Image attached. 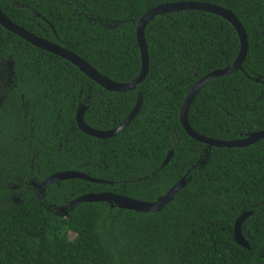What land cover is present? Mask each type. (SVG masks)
<instances>
[{
  "label": "trees",
  "instance_id": "1",
  "mask_svg": "<svg viewBox=\"0 0 264 264\" xmlns=\"http://www.w3.org/2000/svg\"><path fill=\"white\" fill-rule=\"evenodd\" d=\"M179 2L231 11L249 46L241 70L212 80L195 97L191 128L223 141L264 131V0H0V9L111 81L128 83L141 67L139 18ZM144 35L146 78L133 91L114 93L0 26V67L12 73L0 102V264H264V140L208 149L179 121L195 83L235 61V29L218 16L184 11L156 17ZM139 95V113L115 137L100 140L78 129L81 104L85 123L107 131L126 120ZM74 170L113 184L73 179L43 195L30 184ZM185 176L186 186L155 214L106 203L54 213L86 194L154 202ZM8 183L21 184L14 194L22 203L11 201ZM244 212H252L244 223L249 234L243 230L250 250L233 240Z\"/></svg>",
  "mask_w": 264,
  "mask_h": 264
},
{
  "label": "water",
  "instance_id": "2",
  "mask_svg": "<svg viewBox=\"0 0 264 264\" xmlns=\"http://www.w3.org/2000/svg\"><path fill=\"white\" fill-rule=\"evenodd\" d=\"M184 11L204 12L224 19L229 24H231V26L235 29L238 35L240 46H239L238 55L232 65L221 70H215L205 75L204 77L200 78L191 88V90L188 92L184 101L182 102L179 111V121L182 128L192 140L206 145L208 149L242 148V147H248L250 145H254L257 142L264 140V131L249 133L245 135L244 138L238 140H231V141L215 140L197 134L191 128L188 122L189 108L195 97L198 95V93L212 80L224 76H230L234 72L241 70L242 64L247 56L249 46H248V40L245 29L243 28L239 20L232 12L224 9L223 7L211 5L204 2L167 3V4L158 5L153 9L149 10L143 16H141L136 26V39H137V46L140 51L141 67L137 77L128 83H117L111 81L110 79L100 74L96 69H94L90 64H88L86 61H84L76 54L48 41L47 39L38 37L37 35L29 32L28 30L24 29L21 26L16 25L1 11V9H0V26L4 28L6 31L14 34L18 38L27 42L31 46L43 50L45 52H48L72 64L87 78H89L91 81H93L95 84L102 87L106 91H110L114 93H127L135 90L137 86L144 81L148 73L149 57H148L147 45L144 35L146 26L156 17L164 16L176 12H184ZM8 66H9V70H11L13 66V62L9 61ZM256 82L261 83V80L257 79ZM141 104H142V97L139 95L134 108L132 109L131 113L128 115L126 120L123 121L120 125H118L114 129L107 131L96 130L94 128H91L85 123L84 113L87 109V106H85V104H81L76 112V117H75L76 124L78 126V129L85 135L100 140L110 139L112 137H115L118 133H120L130 124V122L139 113ZM172 155H173V151H170L167 154L166 159L162 164V167L168 164V162L172 158ZM201 163L203 164L204 162ZM73 179L83 180L95 184H110V185L113 184L112 182L96 179L85 173L74 170V171L55 173L51 175L47 179L46 185H50V186L56 185L59 184L60 182L73 180ZM187 182H188L187 176L181 178L166 192L165 195L159 197L154 202H143L113 193L86 194L73 200L72 202L69 203V205L66 208H61L60 210L61 212L64 213L65 216L67 214V211H71L78 205L84 203H106L110 206V208L117 207L121 210L133 211L140 214H155L160 212L170 201H172L174 196L178 194L186 186ZM251 215L252 212L242 213L236 219L233 227L234 242L246 250H250V246L242 235L241 226L244 220L250 217Z\"/></svg>",
  "mask_w": 264,
  "mask_h": 264
},
{
  "label": "flooded vegetation",
  "instance_id": "3",
  "mask_svg": "<svg viewBox=\"0 0 264 264\" xmlns=\"http://www.w3.org/2000/svg\"><path fill=\"white\" fill-rule=\"evenodd\" d=\"M11 75H12V73H11V71H10V76H9V84H11V82H12V77H11ZM8 84V85H9ZM7 87V86H6ZM5 88V87H4ZM3 88V89H4ZM3 89L1 90V92H0V102H1V93H2V91H3ZM244 138V137H243ZM242 139V138H241ZM46 183H47V181L46 182H44V183H41V184H38L35 180H32L31 182H30V184L32 185V189L33 190H35L38 194H41V195H43L44 193H45V191L47 190V187L48 186H50V185H46ZM8 186H9V188H10V190L13 192V194H11L10 196H9V198L11 199V201L14 203V204H17V203H22V200L20 199V196H21V194H14L15 192H17V191H19L20 189H21V184L19 185V186H17V185H14V184H11V183H8L7 184ZM43 186H45V187H43ZM63 208H66V207H63ZM54 209V213L55 214H58V215H64V213L63 212H61V208H56V207H54L53 208ZM51 212H52V210L51 209H49ZM68 212V211H67ZM249 218V217H248ZM247 218V219H248ZM247 219H245L244 220V222L242 223V226H241V231H242V235H243V237L245 238V235H244V231L246 230V232H248V234H249V231L247 230V228H246V226L244 225V223H245V221L247 220ZM244 230V231H243ZM246 240V239H245ZM247 241V240H246ZM248 242V241H247Z\"/></svg>",
  "mask_w": 264,
  "mask_h": 264
},
{
  "label": "rangeland",
  "instance_id": "4",
  "mask_svg": "<svg viewBox=\"0 0 264 264\" xmlns=\"http://www.w3.org/2000/svg\"><path fill=\"white\" fill-rule=\"evenodd\" d=\"M2 70H5V71H2ZM9 84V75H8V72L7 70L5 69V67H0V92L1 90L8 86ZM69 238L70 239H73L74 238V235H69Z\"/></svg>",
  "mask_w": 264,
  "mask_h": 264
}]
</instances>
